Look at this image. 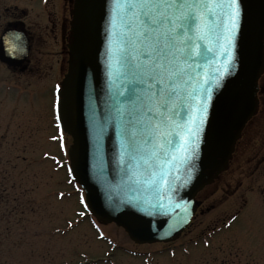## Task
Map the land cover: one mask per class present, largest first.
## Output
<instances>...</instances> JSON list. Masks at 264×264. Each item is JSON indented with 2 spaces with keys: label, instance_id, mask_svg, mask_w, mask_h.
I'll use <instances>...</instances> for the list:
<instances>
[{
  "label": "rangeland",
  "instance_id": "374dc122",
  "mask_svg": "<svg viewBox=\"0 0 264 264\" xmlns=\"http://www.w3.org/2000/svg\"><path fill=\"white\" fill-rule=\"evenodd\" d=\"M52 79L0 66V264H264V179L237 168L198 192L203 212L172 242L134 243L98 222L69 178Z\"/></svg>",
  "mask_w": 264,
  "mask_h": 264
},
{
  "label": "water",
  "instance_id": "95a60500",
  "mask_svg": "<svg viewBox=\"0 0 264 264\" xmlns=\"http://www.w3.org/2000/svg\"><path fill=\"white\" fill-rule=\"evenodd\" d=\"M115 9L116 0H73L67 65L55 90L56 122L71 138L69 176L83 190L88 212L102 224L122 228L134 243L171 242L194 214L197 192L227 168L241 129L256 111L258 78L264 68V0H240L234 60L219 85L212 86L191 173L169 166L181 180L159 195L136 189L124 170L127 161L120 163L118 125L130 119L127 89L132 72L110 56V47L119 40L113 26L114 16L117 26L120 23ZM11 34L8 30L2 35L0 57L17 65L28 44L23 36L17 44L8 42ZM220 67L210 63L204 70L211 75ZM114 109L124 111V117Z\"/></svg>",
  "mask_w": 264,
  "mask_h": 264
},
{
  "label": "snow or ice",
  "instance_id": "6c2138e0",
  "mask_svg": "<svg viewBox=\"0 0 264 264\" xmlns=\"http://www.w3.org/2000/svg\"><path fill=\"white\" fill-rule=\"evenodd\" d=\"M115 13L119 40L110 56L132 72L130 119L118 125L120 163L127 161L136 189L159 195L181 180L169 166L191 173L212 86L234 60L240 0H116ZM210 63L221 65L211 75Z\"/></svg>",
  "mask_w": 264,
  "mask_h": 264
},
{
  "label": "flooded vegetation",
  "instance_id": "af4514ba",
  "mask_svg": "<svg viewBox=\"0 0 264 264\" xmlns=\"http://www.w3.org/2000/svg\"><path fill=\"white\" fill-rule=\"evenodd\" d=\"M72 2L73 0H0V42L3 41L1 40L3 33L10 30L12 36L9 35L8 42L17 44L21 42L20 36H23L28 44V51L21 63L10 65L0 57V66L15 73L31 72L42 80L49 72L56 71L58 79L56 81L52 79L51 84L58 86L67 65ZM0 55H3L2 48ZM256 95V111L241 129L227 168L221 172L222 174L237 168L242 178L262 176L264 179V68L258 78ZM233 161L235 166L230 168ZM238 182L241 186L243 179ZM262 189L264 191V186ZM204 196L196 197L193 216L199 210L200 213L203 212L200 206L207 194ZM246 204V199L242 200V206L236 212L237 216Z\"/></svg>",
  "mask_w": 264,
  "mask_h": 264
}]
</instances>
